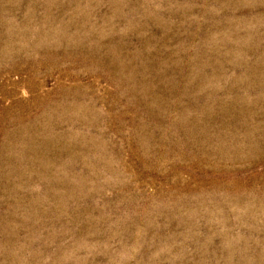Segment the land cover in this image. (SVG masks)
<instances>
[{
	"label": "rangeland",
	"instance_id": "1",
	"mask_svg": "<svg viewBox=\"0 0 264 264\" xmlns=\"http://www.w3.org/2000/svg\"><path fill=\"white\" fill-rule=\"evenodd\" d=\"M0 264H264V0H0Z\"/></svg>",
	"mask_w": 264,
	"mask_h": 264
}]
</instances>
